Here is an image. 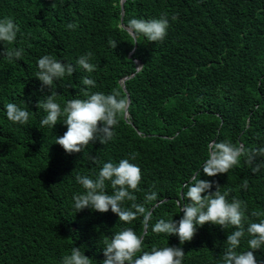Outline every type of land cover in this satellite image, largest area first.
<instances>
[{
	"label": "trees",
	"instance_id": "obj_1",
	"mask_svg": "<svg viewBox=\"0 0 264 264\" xmlns=\"http://www.w3.org/2000/svg\"><path fill=\"white\" fill-rule=\"evenodd\" d=\"M120 2L0 0V19L12 17L20 29L14 44L0 43V264H61L74 246L92 264H102L104 238L124 227L143 235V251L168 244L183 248V264H217L234 230L208 223L180 245L177 236L156 234L152 226L160 218H181L176 201L206 160L209 142L264 147V0H124L123 26L131 18H168L167 36L156 43L128 35ZM69 23L76 29H67ZM5 48H22L23 54L9 62ZM88 52L96 70L77 66L72 76L55 81L56 101L63 109L66 101L85 98L82 89L119 92L129 98L127 117L107 144L91 142L84 152L67 154L54 144L67 131L63 118L54 128L40 126L46 114L37 104L50 90L41 91L37 60L47 54L75 66ZM132 74L123 90L119 81ZM85 76L95 87L82 84ZM7 103L28 108L27 124L8 121ZM133 153L130 162L142 172L137 203H144L153 185L163 201L146 204L153 211L147 232L142 218L124 224L111 210L76 213L72 197L84 189L75 177L94 176L104 162ZM90 156L100 164L93 165ZM200 178L218 183L229 201L246 202V223L264 219V168L253 174L241 157L227 174L207 177L201 169ZM245 179L249 186L242 189ZM253 211L261 215L253 217ZM246 250L245 239L238 251ZM254 256L264 264V248Z\"/></svg>",
	"mask_w": 264,
	"mask_h": 264
},
{
	"label": "clouds",
	"instance_id": "obj_2",
	"mask_svg": "<svg viewBox=\"0 0 264 264\" xmlns=\"http://www.w3.org/2000/svg\"><path fill=\"white\" fill-rule=\"evenodd\" d=\"M66 27L75 30L77 25L69 23ZM168 28L167 17L131 18L124 25V30L132 39L139 42L140 37H143L150 43L162 42L167 36ZM19 31V26L12 17L0 19V43L14 44ZM109 44L113 48L117 46L115 41L110 40ZM22 54V48H5L2 53L9 62L20 59ZM92 56V52L81 55L75 66L47 54L37 60L38 71L35 76L41 82V91L45 88L50 90V94L37 104V108L46 114L41 119L40 126L54 128L58 120L63 118L67 131L62 136L55 137L54 144L60 145L67 154L82 153L91 142L107 144L115 135L113 129L128 112V99L119 92L92 93L86 89H82L85 98L68 100L61 109L60 103L56 101L57 93L52 88L54 82L66 75L72 76L77 71V66L88 73L94 72L96 66L90 63ZM81 82L85 86L95 87V81L86 76ZM5 111L8 121L20 125L27 124L31 114L27 107L21 108L15 103H7ZM241 157L246 158L253 174L264 168V159L259 161L257 159L264 157V147L247 148L244 144L227 141L209 142L206 160L195 175L183 185L184 191L176 201V207L183 215L178 221L173 218L156 220L152 232L168 237L177 236L180 245H183L190 242L196 235L198 227L205 224L211 223L221 229L231 226L234 230L228 233L217 264H257L254 251L264 248V219L246 223L248 221L246 202L236 198L229 201L228 193H222L218 183L214 184L200 178L201 169L202 174L207 177L227 174L240 163ZM89 159L93 165L100 164L96 157L90 156ZM135 159L136 154L133 153L130 158L118 162H104L94 176L77 175L76 183L81 185L84 191L72 197L76 213L89 208L99 213L111 210L118 216L119 222L124 224H131L142 218L141 225L146 233L153 219V211L146 207V204L157 207L163 201L159 198L158 192L152 190L155 189L153 185L152 189L144 193V203H137L135 193L141 191L142 172L137 164L130 162ZM109 184L111 192L107 191ZM248 186V180H243L241 188L247 189ZM213 187L215 191H212ZM125 202H130V206L124 207ZM250 215L259 217L261 214L253 211ZM245 239L247 249L250 250L238 251L242 240ZM103 244L102 264H183L185 256L182 247L168 244L143 251V235H138L130 227L121 228L111 236H106ZM92 261L81 248L74 246L62 257L61 264H92Z\"/></svg>",
	"mask_w": 264,
	"mask_h": 264
},
{
	"label": "water",
	"instance_id": "obj_3",
	"mask_svg": "<svg viewBox=\"0 0 264 264\" xmlns=\"http://www.w3.org/2000/svg\"><path fill=\"white\" fill-rule=\"evenodd\" d=\"M123 1L124 0H121V2H120V4H121V25H122V16H123ZM123 26V25H122ZM124 27V26H123ZM134 62L137 64V62H136V60H134ZM138 65V64H137ZM139 70V66H136V70H135V72H137ZM134 76V74H132L130 77H125V78H123V79H121L120 81H119V83H120V85H121V87H122V89L123 90H125V86H124V81L125 80H127V79H129V78H131V77H133ZM127 97H128V95H127ZM128 99V102H129V98H127ZM125 117H127V114L125 115ZM195 175V174H194ZM181 194H182V192L180 193V196H181ZM143 234H145L144 233V231H143Z\"/></svg>",
	"mask_w": 264,
	"mask_h": 264
},
{
	"label": "bare ground",
	"instance_id": "obj_4",
	"mask_svg": "<svg viewBox=\"0 0 264 264\" xmlns=\"http://www.w3.org/2000/svg\"><path fill=\"white\" fill-rule=\"evenodd\" d=\"M27 1V0H26ZM36 2V1H35ZM76 10V9H75ZM79 10V9H78ZM86 16V15H85ZM2 63V62H1ZM33 104V103H32Z\"/></svg>",
	"mask_w": 264,
	"mask_h": 264
}]
</instances>
